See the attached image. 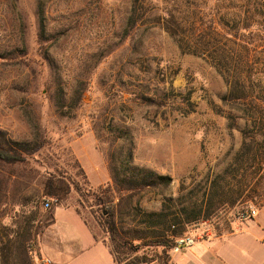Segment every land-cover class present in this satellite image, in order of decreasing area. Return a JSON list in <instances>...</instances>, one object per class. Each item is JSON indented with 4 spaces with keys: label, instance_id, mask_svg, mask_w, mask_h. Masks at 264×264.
<instances>
[{
    "label": "rangeland",
    "instance_id": "rangeland-1",
    "mask_svg": "<svg viewBox=\"0 0 264 264\" xmlns=\"http://www.w3.org/2000/svg\"><path fill=\"white\" fill-rule=\"evenodd\" d=\"M133 3L0 0V143L14 149L45 143L25 164L0 163V264L3 244L28 233L33 264L42 259L41 236L42 246L54 251L68 246V233H89L73 211L56 207L77 206L94 226L89 199L80 205L72 191L56 204L44 195L45 178L63 174L86 192L110 182L112 166L126 165L170 183L125 203L124 223L134 207H167L183 224L180 238L211 241L199 260L184 264H264V208L250 207L243 219L239 209L207 202L211 183L241 147L245 124L234 118L236 104L222 101L228 88L218 65L223 40L207 29L210 20L230 21L235 34L244 19L264 13V0ZM133 5L138 21L128 31ZM217 31L223 32L220 25ZM228 47L236 49L232 40ZM252 58L261 70L264 55ZM79 168L87 183L76 176ZM97 235L105 239L101 230ZM160 252L146 247L138 255Z\"/></svg>",
    "mask_w": 264,
    "mask_h": 264
},
{
    "label": "trees",
    "instance_id": "trees-1",
    "mask_svg": "<svg viewBox=\"0 0 264 264\" xmlns=\"http://www.w3.org/2000/svg\"><path fill=\"white\" fill-rule=\"evenodd\" d=\"M136 2L138 3V0H134L133 4ZM38 9L41 15L42 8ZM137 12L138 8L133 5L127 19L128 31L136 27ZM255 16L256 18L251 19L249 23H247L248 18L246 21L244 19L235 34L230 33L233 31L229 27L230 21L219 24L215 20H210L207 29L209 36H219L223 40L222 51L218 50L221 58L218 65L219 74L228 88L227 95L222 101L225 104H236L232 110L240 114L239 117L232 115L229 119L233 120L234 117L245 122L243 130L240 131L241 147L233 162L227 165L211 183L207 202L209 205L215 202L221 205L228 204L232 208L239 209L236 214L243 219L247 217L250 207L264 208V60L259 61L262 67L259 70L252 58L256 54L264 55V13ZM245 22L246 24L243 25ZM219 25L223 32L217 31ZM194 28L196 30V27ZM43 33L44 30L41 29L39 39ZM231 40L237 50H227L229 47L232 48V46L228 47ZM257 73L260 74L259 77L256 76ZM44 144L43 140H39L32 147L14 149L0 143V163L25 164L30 156L44 147ZM231 172H233L232 180L227 178L228 173ZM110 174V182L95 189L89 188L86 192L67 176L54 174L44 179V195L54 199L56 204L66 200L72 191L77 193L80 205H84L89 199L91 202L88 209L105 236L103 243L109 249L115 264L154 262L171 264L169 252L173 249L175 240L184 233L183 224L174 213H170L167 207H162L157 212H139L134 207L131 209L133 217L124 223L122 217L125 214L121 211L125 203H129L133 197L143 191L147 193L153 189L165 191L170 178L128 165L122 166L121 169L112 166ZM76 176L87 183L81 168L78 169ZM233 182L234 186H230ZM217 196H220V199H217ZM65 208H72L82 218L77 206ZM54 210L51 211V219L46 227L53 222ZM138 215L141 217L136 219ZM188 220L186 223L190 221ZM31 243L29 233L4 243L1 247L2 264H33L30 256ZM146 247L160 248L161 252L156 253L153 258L145 254L138 255L139 251Z\"/></svg>",
    "mask_w": 264,
    "mask_h": 264
},
{
    "label": "crops",
    "instance_id": "crops-1",
    "mask_svg": "<svg viewBox=\"0 0 264 264\" xmlns=\"http://www.w3.org/2000/svg\"><path fill=\"white\" fill-rule=\"evenodd\" d=\"M56 208L71 210L75 213L74 210L65 207ZM77 216L80 217L79 215ZM80 219L84 222L83 224L86 229L89 230V233L84 236L75 234L74 232L68 233V235H72V237L64 239V242H69L68 246H63L52 251L51 249L42 246V236L40 237L38 251L42 259L49 260L51 264H115L109 249L103 243V239L97 235V229L100 230L97 224L94 223V226L90 227L83 218L80 217ZM256 224L258 225V222H256ZM202 242L206 244L211 241ZM203 243L199 242V244H197L196 242L193 246L187 249L171 254V264H184V259H189V261L199 260L198 257L200 253H204L206 249ZM175 254H181V259L176 260Z\"/></svg>",
    "mask_w": 264,
    "mask_h": 264
},
{
    "label": "built area",
    "instance_id": "built-area-1",
    "mask_svg": "<svg viewBox=\"0 0 264 264\" xmlns=\"http://www.w3.org/2000/svg\"><path fill=\"white\" fill-rule=\"evenodd\" d=\"M44 208L45 209H49L50 208V204L48 202H45L44 203ZM251 215H255V211L254 210L251 211ZM194 244H195L194 239H192L190 237L178 238V239L175 240L173 251L175 253H178L179 251H181L183 249H187V248L193 246ZM39 264H51V262L49 260L41 259L39 261Z\"/></svg>",
    "mask_w": 264,
    "mask_h": 264
}]
</instances>
